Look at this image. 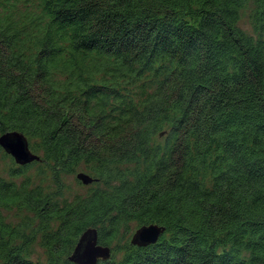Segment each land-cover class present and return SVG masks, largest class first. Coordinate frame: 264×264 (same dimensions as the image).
I'll use <instances>...</instances> for the list:
<instances>
[{"label": "trees", "instance_id": "16d2710c", "mask_svg": "<svg viewBox=\"0 0 264 264\" xmlns=\"http://www.w3.org/2000/svg\"><path fill=\"white\" fill-rule=\"evenodd\" d=\"M8 131L41 159L0 146V264H75L90 227L97 264H264V0H0Z\"/></svg>", "mask_w": 264, "mask_h": 264}, {"label": "water", "instance_id": "95a60500", "mask_svg": "<svg viewBox=\"0 0 264 264\" xmlns=\"http://www.w3.org/2000/svg\"><path fill=\"white\" fill-rule=\"evenodd\" d=\"M0 146L11 154L19 164H27L40 160L25 134L19 131H8L0 135ZM77 178L84 184H90L95 179L86 172H79ZM166 227L159 223H150L138 227L131 236L135 245L146 246L155 243L165 232ZM111 256V247L99 243V232L96 227L88 228L80 237L70 260L75 264H97L101 259Z\"/></svg>", "mask_w": 264, "mask_h": 264}, {"label": "rangeland", "instance_id": "374dc122", "mask_svg": "<svg viewBox=\"0 0 264 264\" xmlns=\"http://www.w3.org/2000/svg\"><path fill=\"white\" fill-rule=\"evenodd\" d=\"M240 25L246 31L253 32V26H252V23H251L250 18L248 16V11H243V14H242V17L240 20ZM10 164H12L11 159L7 156H4L2 151L0 150V174L4 175L5 177H8L9 176L8 168L10 167L9 166ZM38 169H39V167L36 164V165H33L32 168L30 169V171L28 172L37 183L41 182L40 177L38 176ZM79 172L88 173L82 167V168H79L75 173L66 176L64 179V185L66 188V195L69 196L70 198H73L74 194L76 195L77 193H83L87 190L85 184L79 183L77 181V174ZM42 183L46 187H48L49 189H51L54 186V181L50 178H48L46 181H43ZM9 215H10V218H12L15 221L19 220V218H20L18 213L14 212V211H11L9 213ZM136 229H134V231ZM40 256L45 257V254L43 253V250L39 246H36L35 251H34V257L38 258Z\"/></svg>", "mask_w": 264, "mask_h": 264}]
</instances>
